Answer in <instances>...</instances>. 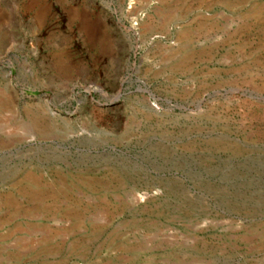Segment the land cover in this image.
Instances as JSON below:
<instances>
[{
    "label": "rangeland",
    "instance_id": "374dc122",
    "mask_svg": "<svg viewBox=\"0 0 264 264\" xmlns=\"http://www.w3.org/2000/svg\"><path fill=\"white\" fill-rule=\"evenodd\" d=\"M0 264H264V0H0Z\"/></svg>",
    "mask_w": 264,
    "mask_h": 264
},
{
    "label": "water",
    "instance_id": "95a60500",
    "mask_svg": "<svg viewBox=\"0 0 264 264\" xmlns=\"http://www.w3.org/2000/svg\"><path fill=\"white\" fill-rule=\"evenodd\" d=\"M138 90H139V89H138ZM120 96H121V95H120V94H118L116 97H117V98H119Z\"/></svg>",
    "mask_w": 264,
    "mask_h": 264
},
{
    "label": "bare ground",
    "instance_id": "6f19581e",
    "mask_svg": "<svg viewBox=\"0 0 264 264\" xmlns=\"http://www.w3.org/2000/svg\"><path fill=\"white\" fill-rule=\"evenodd\" d=\"M6 118H7V117H6ZM8 118H9V117H8ZM140 201H141V200H140ZM41 233H42V232H41ZM22 242H23V241H22ZM24 242H26V241H24ZM24 242H23V243H24ZM20 244H21V243H20ZM35 245H36V244H35Z\"/></svg>",
    "mask_w": 264,
    "mask_h": 264
}]
</instances>
